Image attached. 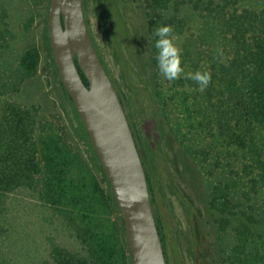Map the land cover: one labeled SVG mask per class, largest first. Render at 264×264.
<instances>
[{"label": "rangeland", "instance_id": "374dc122", "mask_svg": "<svg viewBox=\"0 0 264 264\" xmlns=\"http://www.w3.org/2000/svg\"><path fill=\"white\" fill-rule=\"evenodd\" d=\"M86 1L91 31L146 163L168 264H264L259 234L264 195L256 169L248 175L243 171L256 162L242 154L240 141L227 147V137L237 139V132L229 129L223 108L216 115L211 106L217 98L209 94L220 89L213 77L225 81V90V67L236 51L227 46L217 22L205 19L206 13L196 9V2L203 7L209 0H151L156 2L152 17H148L149 0H108L109 6L105 0ZM256 3L242 1L249 8L259 7ZM49 5L50 0H0V107L11 115L23 110L29 129L18 140L24 145L29 142L31 150L40 149L36 161L41 163L42 152L49 146H69L82 167L91 198L97 201L102 196L103 205H96L101 207L107 232L115 234L113 223L119 216L102 194L108 192L107 179L89 152L54 68ZM108 7L116 26L108 22ZM157 25L173 27L185 73H211L205 91L183 75L169 82L159 74L153 35ZM223 94L215 95L221 99ZM234 111L233 126L238 128V109ZM53 120L65 126L64 136L55 133ZM0 139L7 141L3 128ZM73 172L79 178V171ZM54 199L53 190L45 184L18 188L7 201L2 200L0 228L6 235L0 230L4 235L0 236V264H58L59 254L80 261L90 255L91 248H99L96 240L86 241L84 224L73 223L55 210L59 207ZM123 240L124 245L128 243ZM106 248L116 251L115 256L100 252L104 264H125L114 240Z\"/></svg>", "mask_w": 264, "mask_h": 264}, {"label": "trees", "instance_id": "16d2710c", "mask_svg": "<svg viewBox=\"0 0 264 264\" xmlns=\"http://www.w3.org/2000/svg\"><path fill=\"white\" fill-rule=\"evenodd\" d=\"M242 1L243 0H209L203 7L201 3L198 4L196 2V9L200 10L202 13H206L205 19H210L211 22H217V27L220 28L219 32L222 33L224 31L226 34L227 46L236 51V54L230 55L231 57L227 63L228 67H225V76L227 78L225 90H222L225 81L219 80L215 76L213 78L218 81L220 89H216L214 93L209 94V96L210 98H217L214 103L211 104L213 112L216 111L215 114L217 115L219 108H223V112H226V115L229 118V129L237 132V139L227 137V147L231 148L236 145V141H240L242 154L249 157L251 161L256 162L255 166L252 167L249 165L244 168L243 171L248 175L253 173V169H256V173H259L261 190L264 195V0H256V4L259 5L257 8L244 6ZM86 2L87 1L84 0L85 13ZM105 2L108 5L109 1L105 0ZM155 4V1H147V8L149 9L148 17H152L151 12L154 9ZM106 15L111 27L113 25L116 26L113 14L110 12L109 7L106 9ZM87 23L94 44L110 77L112 78L106 61L95 41L88 19ZM209 27H211L210 29L213 34L215 29L212 28V25ZM127 31H129L128 28ZM233 49L231 50L233 51ZM54 68L60 80L63 92L73 106L74 114L78 117L79 129L85 136L89 152L92 154L97 165L100 167V170L106 177L90 142L88 133L74 107L73 101L62 84L55 64ZM82 76L84 82L88 86L89 81L84 74H82ZM220 93L225 94V99H223L224 94L221 99H218L215 95ZM236 108L238 109L237 117L239 119L238 128L233 126L232 121L233 117H235L234 109ZM22 111L21 113L16 111L14 115H11L0 107V130L3 128L5 138H7V141L5 140L6 143L2 142L0 139V192L6 193V195L0 193V217L1 214H4L5 210L4 207L2 208V200L5 198V201H7L16 189L46 184L48 188L51 187V190H53L55 194V199L53 201H55L59 207L55 210L60 213H65L67 218L73 223L79 221V223L84 224L86 227V241L96 240L99 247L94 249L90 246V255H88L87 258L85 257L86 259L80 261L75 258L69 259L70 255L68 254H59L58 264H104L103 255H101L100 252H103L104 250V253L107 256H115L116 250L111 251L106 248L111 240H114L117 243L122 259L124 260L125 258L127 260L125 261V264H132V256L127 245L128 243L124 245L123 240L124 238L126 239L124 223L108 180V192L105 191L102 194L105 196V202L108 203L111 208L115 209L119 216L117 223H113L116 227L115 234L114 232L112 234L107 232L106 220L101 214V207L99 208L96 205V203L103 205L102 196H98L97 201L94 197L91 198V195L88 192L89 186L85 180L82 167L76 161V158H74L69 146L63 144L64 148L59 147L57 149L56 146H53V149L49 146V150L45 149L44 152H42L43 157L41 158V164L40 161L37 160V162L35 159V156L40 149H37V151L31 150L29 142L24 145L18 140L20 137H24V134H26L29 129L26 117H24ZM51 122L54 125L55 133L64 136L65 126L60 122H54V120ZM27 139L31 140L30 136L27 135ZM143 163L146 167V163ZM73 169L79 171L77 173L79 178L73 175ZM22 171H24L23 175L21 174ZM72 175L74 177H72ZM46 180L50 185L47 184ZM148 183L152 194L153 204L155 205L149 176ZM61 207L68 209L61 210ZM7 214H9L10 217V211L6 208V215ZM156 218L165 248L166 246L157 214ZM229 219H231V216ZM259 226V234L262 240V250L264 255V217H261ZM0 230L6 235L3 227H1ZM3 234L0 232L1 237H4ZM243 235L245 238H249L247 232H244ZM1 237L0 240L3 238Z\"/></svg>", "mask_w": 264, "mask_h": 264}, {"label": "water", "instance_id": "95a60500", "mask_svg": "<svg viewBox=\"0 0 264 264\" xmlns=\"http://www.w3.org/2000/svg\"><path fill=\"white\" fill-rule=\"evenodd\" d=\"M47 21L55 66L113 191L132 264H168L147 172L120 95L91 36L84 0H50Z\"/></svg>", "mask_w": 264, "mask_h": 264}, {"label": "clouds", "instance_id": "9594fccd", "mask_svg": "<svg viewBox=\"0 0 264 264\" xmlns=\"http://www.w3.org/2000/svg\"><path fill=\"white\" fill-rule=\"evenodd\" d=\"M155 39L154 47L157 50L156 60L159 74L169 82L182 77L195 82L198 90L203 92L212 81L209 71L184 72L182 67V49L177 46V37L171 25H157L153 32ZM222 56V51L217 50Z\"/></svg>", "mask_w": 264, "mask_h": 264}]
</instances>
